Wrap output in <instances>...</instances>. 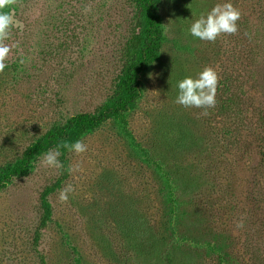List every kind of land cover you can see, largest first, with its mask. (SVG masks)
Listing matches in <instances>:
<instances>
[{"label":"rangeland","instance_id":"1","mask_svg":"<svg viewBox=\"0 0 264 264\" xmlns=\"http://www.w3.org/2000/svg\"><path fill=\"white\" fill-rule=\"evenodd\" d=\"M154 2L158 53L131 101L127 75L145 37L132 0L0 10L12 18L0 72V264H264V0H231L238 31L214 42L188 28L224 0ZM206 66L218 76L215 107L177 104V81ZM117 102L127 108L107 114ZM76 140L86 152L63 147ZM56 148L64 167L41 166Z\"/></svg>","mask_w":264,"mask_h":264},{"label":"clouds","instance_id":"2","mask_svg":"<svg viewBox=\"0 0 264 264\" xmlns=\"http://www.w3.org/2000/svg\"><path fill=\"white\" fill-rule=\"evenodd\" d=\"M10 0H0V10L4 9ZM241 12L234 7L231 0H224L216 3L205 13L199 14L188 28L189 34L201 41L214 42L218 36L224 34H235L238 31V21ZM12 24L11 16L4 11H0V72L8 67L6 60L11 51V47L3 43L9 38L10 27ZM14 47V45L12 46ZM218 85L217 72L212 67H204L199 73L193 76H185L176 83L177 95L175 102L185 108L208 109L216 105V89ZM207 115V112H204ZM64 148L80 155L87 151V145L76 140L71 144H64ZM59 148L49 149L43 156L41 166L48 168L62 169L64 166L59 160ZM79 171V165L69 171ZM74 191L71 184L65 185L59 190L57 199L60 203H66L70 194ZM237 227H242V222H237Z\"/></svg>","mask_w":264,"mask_h":264},{"label":"trees","instance_id":"3","mask_svg":"<svg viewBox=\"0 0 264 264\" xmlns=\"http://www.w3.org/2000/svg\"><path fill=\"white\" fill-rule=\"evenodd\" d=\"M139 8L145 21V37L141 44L139 52V61L135 66L130 67V72L127 75V94L128 100L131 101L136 97V89L138 87V75L146 66L157 57L158 48L160 44V28L158 25L159 16L156 10V4L154 0H132ZM127 108L126 103L119 105V102L110 109H107V114H118ZM104 116H100L98 120H102ZM79 120L87 122L88 118L81 117ZM97 120V121H98ZM90 123H95L94 120H90Z\"/></svg>","mask_w":264,"mask_h":264}]
</instances>
